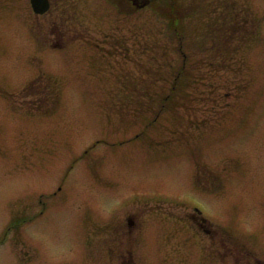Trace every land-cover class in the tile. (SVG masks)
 Returning <instances> with one entry per match:
<instances>
[{
  "label": "rangeland",
  "instance_id": "obj_1",
  "mask_svg": "<svg viewBox=\"0 0 264 264\" xmlns=\"http://www.w3.org/2000/svg\"><path fill=\"white\" fill-rule=\"evenodd\" d=\"M53 1L64 22L0 0V235L27 221L0 264H112L115 251V264H207L205 236L170 234L194 206L235 258L264 264V0L246 1L258 42L215 49L214 64V49H178L189 0L129 17L105 0ZM130 215L142 240L114 251L99 227Z\"/></svg>",
  "mask_w": 264,
  "mask_h": 264
},
{
  "label": "flooded vegetation",
  "instance_id": "obj_2",
  "mask_svg": "<svg viewBox=\"0 0 264 264\" xmlns=\"http://www.w3.org/2000/svg\"><path fill=\"white\" fill-rule=\"evenodd\" d=\"M153 1L155 0H120L122 5H137L138 7H142ZM191 3L193 13L189 15H177L176 22L179 32V49H214L210 53L212 64H214L215 56L212 54L215 53V49H247V34L248 32L252 34L256 30V20L252 19L250 15H247L245 0H192ZM51 13L45 15L48 16L50 22L54 23L53 18L56 14L55 11L52 14L53 16ZM58 15L59 14H57V16ZM64 18L63 16V22ZM248 20H250V22ZM186 31L190 34L194 33V36L189 37L185 35L184 32ZM193 38L196 39L197 44H195ZM184 44L186 45L184 46ZM52 47L55 46L52 44ZM62 47H64V45ZM223 59L225 60L224 57ZM227 60L231 63L230 56L228 55ZM41 202L43 203L42 200ZM187 216L194 221V226H197L200 231L208 237L209 247L211 249L209 259L212 257L209 264H247V260H245L246 257L242 258L240 255L238 258H235L236 253L234 252L233 246L236 244L232 243L230 239L227 238L220 241L214 237L215 234L210 228V224L204 221V217L197 209ZM136 225V222L131 217L128 218L125 225L126 227L123 226V224L116 226L112 225V240L117 241L119 238L129 240L133 238ZM182 225L183 223H178L176 227L177 235L180 237L186 235ZM139 230L140 229H138V231ZM144 230L143 224L142 232L137 234L142 235ZM10 231H12L11 234L13 236L19 234L18 227L10 228ZM182 231L184 232L182 233ZM189 232H192L191 228H189ZM138 240H140L139 237H137V241ZM218 246H222L225 252L221 258L219 257L220 253L218 251ZM118 258H120L118 255H113L112 264H115ZM120 262L122 263L123 260L120 259ZM127 264H134V262H127ZM249 264L253 263L250 262Z\"/></svg>",
  "mask_w": 264,
  "mask_h": 264
},
{
  "label": "water",
  "instance_id": "obj_3",
  "mask_svg": "<svg viewBox=\"0 0 264 264\" xmlns=\"http://www.w3.org/2000/svg\"><path fill=\"white\" fill-rule=\"evenodd\" d=\"M32 6L37 13H44L49 8L48 0H31Z\"/></svg>",
  "mask_w": 264,
  "mask_h": 264
}]
</instances>
